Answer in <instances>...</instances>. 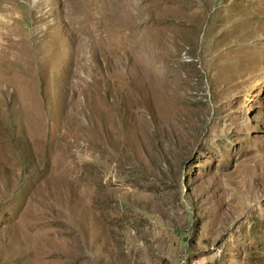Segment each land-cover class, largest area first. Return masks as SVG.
<instances>
[{
    "label": "rangeland",
    "instance_id": "374dc122",
    "mask_svg": "<svg viewBox=\"0 0 264 264\" xmlns=\"http://www.w3.org/2000/svg\"><path fill=\"white\" fill-rule=\"evenodd\" d=\"M0 264H264V0H0Z\"/></svg>",
    "mask_w": 264,
    "mask_h": 264
}]
</instances>
